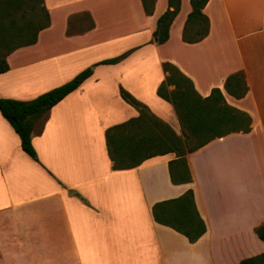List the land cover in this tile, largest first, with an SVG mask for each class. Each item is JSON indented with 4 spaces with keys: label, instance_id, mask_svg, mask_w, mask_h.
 <instances>
[{
    "label": "crops",
    "instance_id": "0c3cea01",
    "mask_svg": "<svg viewBox=\"0 0 264 264\" xmlns=\"http://www.w3.org/2000/svg\"><path fill=\"white\" fill-rule=\"evenodd\" d=\"M50 17L32 46L17 49L0 74V98L29 101L97 65L78 89L34 126L37 162L0 115V264H239L264 253V0H208L207 34L187 43L190 0H180L167 41L153 35L168 0L151 15L142 0H44ZM194 34V32L192 31ZM170 63L202 98L219 89L251 119L247 133L215 138L184 156L190 181L174 185L156 156L114 170L106 131L139 116L124 90L166 123L181 127L157 95ZM242 73L245 95L225 91ZM168 86V90H173ZM175 166V165H173ZM191 190L206 231L195 243L156 223L155 203Z\"/></svg>",
    "mask_w": 264,
    "mask_h": 264
},
{
    "label": "trees",
    "instance_id": "16d2710c",
    "mask_svg": "<svg viewBox=\"0 0 264 264\" xmlns=\"http://www.w3.org/2000/svg\"><path fill=\"white\" fill-rule=\"evenodd\" d=\"M154 1L142 0L147 15H151ZM207 1L190 0L192 11L183 34L185 42H199L207 34L208 20L202 13ZM179 6L180 0H168V9L158 18L153 33L157 43L167 41L169 27ZM49 25L50 17L44 0H0V74L9 70L7 57L17 49L34 45L39 32ZM127 55L125 53L98 64H116ZM162 68L168 76L157 88V95L172 105L181 127V136H177L166 123L121 89V98L135 108L139 116L109 128L105 134L106 148L114 170L133 169L150 158L174 154L176 160L169 163L170 179L172 184L178 185L190 181L184 159L187 153L194 152L215 138L249 132L251 119L247 114L228 106L219 89H213L208 97L202 98L192 82L177 68L170 63H163ZM91 75L92 69L87 68L67 83L29 101L0 98V115L18 136L22 151L32 160L37 162L31 144L35 124ZM168 86L174 89L170 91ZM225 91L237 98L245 95L242 73L227 79ZM152 216L156 223L181 234L189 243H195L206 231L191 190L179 198L155 203ZM257 235L264 240V227L257 230ZM239 264H264V253L242 260Z\"/></svg>",
    "mask_w": 264,
    "mask_h": 264
},
{
    "label": "rangeland",
    "instance_id": "374dc122",
    "mask_svg": "<svg viewBox=\"0 0 264 264\" xmlns=\"http://www.w3.org/2000/svg\"><path fill=\"white\" fill-rule=\"evenodd\" d=\"M97 65H100V64L96 63L95 65H93V66H91V67H87V68H91V69H92L94 66H97ZM87 68H86V69H87ZM84 70H85V69H84ZM84 70H83V71H84ZM81 72H82V71H81ZM79 73H80V72H79Z\"/></svg>",
    "mask_w": 264,
    "mask_h": 264
},
{
    "label": "water",
    "instance_id": "95a60500",
    "mask_svg": "<svg viewBox=\"0 0 264 264\" xmlns=\"http://www.w3.org/2000/svg\"><path fill=\"white\" fill-rule=\"evenodd\" d=\"M156 42H157V40H156Z\"/></svg>",
    "mask_w": 264,
    "mask_h": 264
}]
</instances>
